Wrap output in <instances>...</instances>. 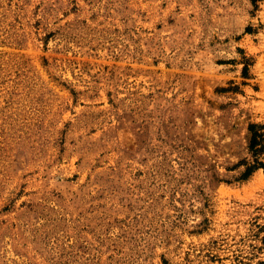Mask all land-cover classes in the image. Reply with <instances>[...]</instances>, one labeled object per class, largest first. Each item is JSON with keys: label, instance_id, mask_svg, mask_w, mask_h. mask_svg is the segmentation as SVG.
Masks as SVG:
<instances>
[{"label": "rangeland", "instance_id": "1", "mask_svg": "<svg viewBox=\"0 0 264 264\" xmlns=\"http://www.w3.org/2000/svg\"><path fill=\"white\" fill-rule=\"evenodd\" d=\"M250 123L264 0H0V264H264Z\"/></svg>", "mask_w": 264, "mask_h": 264}, {"label": "trees", "instance_id": "2", "mask_svg": "<svg viewBox=\"0 0 264 264\" xmlns=\"http://www.w3.org/2000/svg\"><path fill=\"white\" fill-rule=\"evenodd\" d=\"M256 1L252 0L254 5H256ZM248 128L250 131L248 147L252 155V162H245L246 169L242 174L243 178H246L252 171L264 165L262 161V155L264 154V126L262 124L250 123Z\"/></svg>", "mask_w": 264, "mask_h": 264}]
</instances>
